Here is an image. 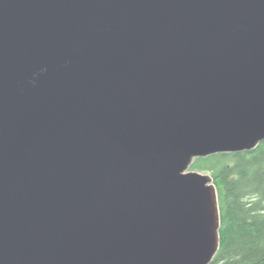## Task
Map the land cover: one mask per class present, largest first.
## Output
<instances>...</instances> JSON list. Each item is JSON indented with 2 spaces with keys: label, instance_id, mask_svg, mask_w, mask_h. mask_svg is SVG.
Masks as SVG:
<instances>
[{
  "label": "water",
  "instance_id": "water-1",
  "mask_svg": "<svg viewBox=\"0 0 264 264\" xmlns=\"http://www.w3.org/2000/svg\"><path fill=\"white\" fill-rule=\"evenodd\" d=\"M262 143L264 0H0V264H212Z\"/></svg>",
  "mask_w": 264,
  "mask_h": 264
},
{
  "label": "trees",
  "instance_id": "trees-1",
  "mask_svg": "<svg viewBox=\"0 0 264 264\" xmlns=\"http://www.w3.org/2000/svg\"><path fill=\"white\" fill-rule=\"evenodd\" d=\"M216 185L221 247L212 264H264V143L250 152L197 159Z\"/></svg>",
  "mask_w": 264,
  "mask_h": 264
},
{
  "label": "rangeland",
  "instance_id": "rangeland-1",
  "mask_svg": "<svg viewBox=\"0 0 264 264\" xmlns=\"http://www.w3.org/2000/svg\"><path fill=\"white\" fill-rule=\"evenodd\" d=\"M207 174V173H206ZM210 175V174H209Z\"/></svg>",
  "mask_w": 264,
  "mask_h": 264
}]
</instances>
